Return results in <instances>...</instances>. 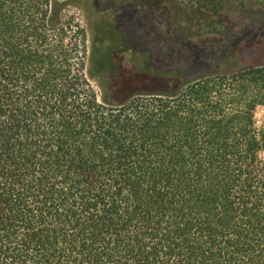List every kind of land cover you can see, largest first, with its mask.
<instances>
[{
    "label": "trees",
    "instance_id": "trees-1",
    "mask_svg": "<svg viewBox=\"0 0 264 264\" xmlns=\"http://www.w3.org/2000/svg\"><path fill=\"white\" fill-rule=\"evenodd\" d=\"M65 30L0 0V264H264V67L118 101Z\"/></svg>",
    "mask_w": 264,
    "mask_h": 264
},
{
    "label": "rangeland",
    "instance_id": "rangeland-1",
    "mask_svg": "<svg viewBox=\"0 0 264 264\" xmlns=\"http://www.w3.org/2000/svg\"><path fill=\"white\" fill-rule=\"evenodd\" d=\"M62 1L64 44L83 45L78 57L87 68L90 60L107 61L100 76L111 80L118 101L162 88L172 69L193 66L188 73L195 76L264 67V0ZM255 116L264 129V105Z\"/></svg>",
    "mask_w": 264,
    "mask_h": 264
}]
</instances>
